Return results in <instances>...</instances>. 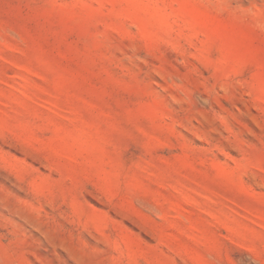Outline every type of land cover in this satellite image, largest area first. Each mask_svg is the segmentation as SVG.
Masks as SVG:
<instances>
[{"label": "rangeland", "instance_id": "1", "mask_svg": "<svg viewBox=\"0 0 264 264\" xmlns=\"http://www.w3.org/2000/svg\"><path fill=\"white\" fill-rule=\"evenodd\" d=\"M0 264H264V0H0Z\"/></svg>", "mask_w": 264, "mask_h": 264}]
</instances>
